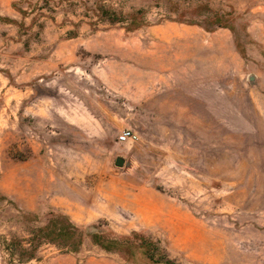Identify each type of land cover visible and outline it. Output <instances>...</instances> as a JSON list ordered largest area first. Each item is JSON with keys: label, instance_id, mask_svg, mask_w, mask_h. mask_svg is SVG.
Wrapping results in <instances>:
<instances>
[{"label": "rangeland", "instance_id": "1", "mask_svg": "<svg viewBox=\"0 0 264 264\" xmlns=\"http://www.w3.org/2000/svg\"><path fill=\"white\" fill-rule=\"evenodd\" d=\"M98 231L264 264V0H0V264Z\"/></svg>", "mask_w": 264, "mask_h": 264}, {"label": "trees", "instance_id": "2", "mask_svg": "<svg viewBox=\"0 0 264 264\" xmlns=\"http://www.w3.org/2000/svg\"><path fill=\"white\" fill-rule=\"evenodd\" d=\"M70 226V228L77 229L74 225ZM104 232L98 231L91 234L93 242L106 252L124 251L127 264H177L169 258L160 242L145 234L138 232H132L128 236L111 234L112 237L108 238Z\"/></svg>", "mask_w": 264, "mask_h": 264}, {"label": "built area", "instance_id": "3", "mask_svg": "<svg viewBox=\"0 0 264 264\" xmlns=\"http://www.w3.org/2000/svg\"><path fill=\"white\" fill-rule=\"evenodd\" d=\"M135 141H137V136L132 131H122L119 135V143H133Z\"/></svg>", "mask_w": 264, "mask_h": 264}, {"label": "water", "instance_id": "4", "mask_svg": "<svg viewBox=\"0 0 264 264\" xmlns=\"http://www.w3.org/2000/svg\"><path fill=\"white\" fill-rule=\"evenodd\" d=\"M124 164H125V162H124L123 159L118 158V159H116V161H115V165H116L117 167H123Z\"/></svg>", "mask_w": 264, "mask_h": 264}]
</instances>
